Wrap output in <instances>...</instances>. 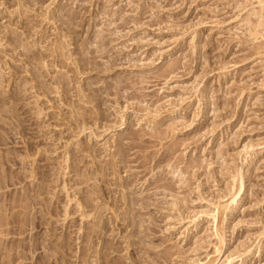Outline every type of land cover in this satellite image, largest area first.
I'll return each instance as SVG.
<instances>
[{
  "label": "rangeland",
  "instance_id": "1",
  "mask_svg": "<svg viewBox=\"0 0 264 264\" xmlns=\"http://www.w3.org/2000/svg\"><path fill=\"white\" fill-rule=\"evenodd\" d=\"M36 1L0 0V95L16 90L21 99L0 106V264H98L100 239L89 255L83 245L101 221L106 241L120 246L108 251L110 264H131L138 254L124 242V206L109 208L127 190L145 199L146 211L134 205L136 220L144 246L159 253L158 262L142 255L141 264H264V9L257 0L70 1L67 10L98 22L89 36H104L106 53L96 61L114 56L116 65L99 77L77 76L65 101L60 90L41 94V51L54 46L57 25L49 16L65 0ZM25 19L27 33L18 22ZM113 79L128 84L119 98H104L103 118L78 101L91 119L73 125L66 101L76 100L74 91ZM131 135L151 139L129 152L134 162L101 176ZM81 144L73 162L69 152ZM144 157L150 162L140 169ZM129 179L126 191L118 186ZM86 191L102 209L98 221L83 210Z\"/></svg>",
  "mask_w": 264,
  "mask_h": 264
},
{
  "label": "bare ground",
  "instance_id": "2",
  "mask_svg": "<svg viewBox=\"0 0 264 264\" xmlns=\"http://www.w3.org/2000/svg\"><path fill=\"white\" fill-rule=\"evenodd\" d=\"M10 1L11 0H2V3L3 4H6V3L9 4ZM37 1L38 2L41 1L40 2L41 5L46 2V0H37ZM70 1H72V0H65L64 5L62 6L63 7L62 12L60 11L61 13L49 16V19H52L53 23L55 25L57 24L56 25V34L54 35L53 42H52L54 44V46L53 47H46L43 52L41 51V94L45 97L48 94H51L52 92L57 93L58 90H60V92H59V93H61L60 97H61V100H63V101H65L66 99L69 98V96H71L69 94V90L71 89V86L76 82V80L78 78L77 76H84V78H88L91 75H96L99 77L105 72H111L113 70L114 66L116 65V57H114V56H109L108 59L106 60L105 65L99 63V61L98 62L96 61V57H102V56L104 57V55L106 53L105 52V50H106L105 46L106 45L104 42V36H99L97 40H91L90 36H89V33L91 32L92 28L95 27L94 25H97L98 22L86 23V21L83 19V17L78 15L77 12L67 10L68 8H66V7H68V4ZM20 2L22 4V6L25 7L27 0H20ZM257 2L259 3V5H261V8L263 10L264 9V0H257ZM62 14H64L67 17L63 18L62 16H64V15H62ZM19 15H21V12H19ZM22 16H23V14L21 16H19L18 19L21 17V20H22ZM24 18L25 17H23V19ZM21 20H18V22L20 24H22L21 28L27 33V30L29 29V28H27L28 24L27 25L25 24L27 19H25L23 21H21ZM8 21H10L9 18H8ZM260 24H262L261 21H260ZM85 26H86V28H85ZM83 30L85 31L84 33H86V36L82 35L83 38H81L80 37L81 35L79 36V32L83 31ZM45 35H46L45 32L41 30V40L46 39L47 36H45ZM95 36H96V34H95ZM62 39H64V40H62ZM66 47L71 48V50L68 51V54L66 52H64V50H65L64 48H66ZM259 49H263V46L258 45L257 47L254 48V50H256V51H258ZM259 52H261V51H259ZM39 57H40V54H34V53L30 54V58L36 59ZM45 59H47L46 63L44 62ZM71 66H74V68H72ZM55 67H57L58 69L64 70L65 75L60 74V73L56 74V75L54 73L53 75H51L53 72V70H51V68L53 69ZM68 73H69V75H68ZM113 80L112 81L90 80L86 83H83L84 88L80 87L79 90L74 91L73 97L76 98V100H74V102H72L71 100H70L71 102L66 101V105L72 108V111L70 112L71 115L69 116V118L71 119L72 124L74 123L73 125L76 124V126H77L78 121H79L82 124V126H84L85 123H88V121H90V119H91L90 116L87 114V112L89 113L90 110L88 111L86 107L80 106L78 104V101H81L83 104H87V105L93 104L92 106H93V108H95V111L97 112L98 120L101 119V117L103 116V113H102V111L101 112H99V111L101 110V104H104L103 103L104 98H106V96H108L110 94H113L115 97L119 98L118 91L121 90L123 86L125 87L128 84V83L126 84V82L121 80V79H118V80L113 79ZM47 82L49 83L48 85H47ZM98 83H100V84L97 86ZM18 97H19V92L16 90L14 91V93H12L11 95H8L6 97H2L0 95V106L5 101H8V100H10V102H17L18 101V103H19V100H21V99H19ZM76 101H77V103H76ZM18 103H14V105L15 106L19 105ZM12 105H13V103H12ZM7 111H8V113H10V115L12 117L17 118L16 117L17 112L15 110L8 108ZM76 126H75V128H78ZM85 126H87V125H85ZM65 131H66V129H65ZM164 138H165V135L163 134V135H160V137L158 139H164ZM128 139L130 142H128L127 145H125V146L120 145L119 148L117 149V155L119 156V158H118L119 160H116L115 162H112L111 164H104L101 167L102 168V170H101L102 175L101 176H103V173L106 170H108L112 174V173H114V171H116V169L124 168V167H126L127 163L134 162V158L129 159V152L133 148H139V149L145 148L146 147L145 143L146 144L149 143L151 138H148L146 140H142V139L135 138V136L133 135L132 137H130ZM176 145L174 143L173 146H169L170 148L166 149L167 151L160 154V156H158V158L156 160L154 159L155 160L154 163L159 164L160 162L167 160L170 157L171 151L172 150L175 151L174 147ZM84 150H85V146H82V144H81L80 146H78L77 149H74L72 152H69V153H72L71 158H73V159H71V158L70 159L73 162H76L77 154L84 152ZM92 154H94V153H92ZM90 155L91 154H89L88 156H90ZM94 155H91V157H93ZM149 159L150 158L144 157L143 159H141L137 163V167L142 169L143 167L146 166V164L148 162H150ZM71 160H70V162H71ZM63 168H64V166H63ZM94 170H95V168H94ZM42 175L43 174H41V176ZM45 177H47V176L45 175ZM41 180H43V179L41 178ZM133 182H134L133 179H129L127 181H122L121 183H119L118 186L123 188L126 191L127 189H125V187L127 188V186L131 185V183H133ZM97 188H99V187H97ZM92 191H93L92 192L93 194L97 193V192H101L99 195L101 197H103V194H104L103 189L97 190L95 187V188H93ZM87 192L88 191L84 192V194L82 196L83 200L81 202V205L83 207V210L85 209L86 212H88V211L92 212L91 215L98 221L101 217L100 212L102 209L98 205L97 206L92 205L91 201L93 198H91L90 195H87L88 194ZM100 200H102V198H100ZM144 200L145 199H137L136 197L133 196V194L131 192H129V190H127L126 192H123L121 194L120 200L114 199L109 204V208L113 212L119 208L118 203L121 202V204L124 206L122 211H121V215H119V216H121L119 219V222L121 223L120 227H128L129 228L128 234L126 236H124V242H125L126 248L130 247L138 254V257H135V260L132 261L131 264H141L140 259H142L141 258L142 255H147L148 257H150L151 261H153V262H156L157 259L159 258V255H158L159 253L158 254L153 253V251L149 247L146 248L144 246V243L142 241L143 240L142 235H141V232L139 229V224H138L139 221L136 220V213H137L136 210L137 209L135 210L134 205L136 206L137 203L140 202V206H141L140 208L145 210L147 208V204L145 203ZM69 213H70V210H69ZM71 213L75 214V211L74 212L71 211ZM80 215H84V212L80 211ZM107 230H108L107 223H104L102 221L99 224H97L96 222L92 223L90 230H89V233H88V236L85 240V245H83L84 246V253H86V255H89L91 253L90 250H91V245L93 243L92 242L93 238L96 237L97 239H100V248L98 251L95 250V252H94L98 264H110L111 261H110V258L108 256L109 250L114 252V253H118L120 251V246H113L112 247V245L106 241V239L104 237V233ZM132 236H134L136 238L135 241L130 240V237H132ZM68 247H70V246H68Z\"/></svg>",
  "mask_w": 264,
  "mask_h": 264
}]
</instances>
